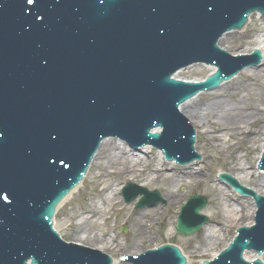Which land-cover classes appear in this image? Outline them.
<instances>
[{
	"label": "water",
	"instance_id": "obj_1",
	"mask_svg": "<svg viewBox=\"0 0 264 264\" xmlns=\"http://www.w3.org/2000/svg\"><path fill=\"white\" fill-rule=\"evenodd\" d=\"M255 12L264 15V0H0V264H111L97 248L57 237V205L106 137L153 145L180 164L197 159L193 129L177 107L260 62L257 51L234 58L216 46ZM199 61L211 65L179 70ZM258 168L264 170V152ZM220 179L254 198L256 225L238 229L204 264H248L241 254L251 249L257 254L243 258L264 262V198L228 175ZM126 189L135 192L129 201L144 195L137 209L160 198L135 185ZM205 205L203 197L189 199L176 233L192 236L204 226L198 212ZM127 260L185 264L168 246Z\"/></svg>",
	"mask_w": 264,
	"mask_h": 264
},
{
	"label": "bare ground",
	"instance_id": "obj_2",
	"mask_svg": "<svg viewBox=\"0 0 264 264\" xmlns=\"http://www.w3.org/2000/svg\"><path fill=\"white\" fill-rule=\"evenodd\" d=\"M253 17L255 16L249 18L248 25L243 33L247 31L249 24H252ZM258 20L262 21L259 18ZM232 33H224L218 40L217 46L223 48L224 51L230 52L224 44L229 43L230 38L233 36ZM250 40L257 44L242 51L237 50L232 55L248 54L252 50L262 49L264 33L259 35V30L253 29L247 34L245 40L241 42V48L251 45ZM262 54L263 61L260 68H246L235 78L223 83L214 92L200 93L178 108L180 114L187 118L192 127L197 128L196 132L198 133L199 130L202 132V140L206 139L209 144L211 142L221 143L219 147L221 153L229 148L232 149V152L242 150L247 153V150L242 148L245 146L244 143L254 146V142L257 139V141H260L259 153L256 155V160H258L264 148V129L260 133V129L253 128L259 116L264 113V94L257 96L251 89L250 92L248 90L246 94L241 95L240 93L245 92V90H240L238 93L241 96L236 98L235 96L238 93L234 91L242 84H245L244 89H247L250 85L261 84L258 78L264 77V51ZM197 144L198 136L196 137L195 150L197 149ZM140 149L144 155L135 153L123 142L114 138H106L100 143L98 150L91 159L90 168L85 178H89L90 170L94 167L95 177H90V184L92 187L96 186L98 190L94 192L93 199L89 202L88 207L73 212L72 218L68 222L67 227L74 237L72 239L77 241L76 243L73 242L74 244H81L91 249L97 248L98 251L103 252H105L103 249L110 250L112 246H120L114 237L107 234L104 226L110 219L111 214L117 216L124 211L122 198L119 195L124 184H119L117 181L113 183L107 182L106 178L109 176L127 179L130 182L140 181L139 186L142 187L149 183L147 180L150 178L164 179L167 184L164 186L165 195L163 199L167 206L174 209L178 208L185 199V194L179 193L178 187L183 185L192 189L193 185L190 184L200 185L208 179L203 167H201L205 166L204 161L199 164L191 163L176 167L172 162H169L168 165L165 163L166 161L160 150L156 149V157H153V154L150 157H146V153L150 152L151 154V151L145 150L149 149V146ZM234 157L236 162L230 175L244 185L247 180L256 177L258 183L250 190L264 197V171H254L250 166L246 167L248 164L246 154L243 156L237 152ZM152 158H154L153 163H151ZM142 174L146 176H144L146 178L144 181L141 180L143 178ZM209 185L210 189L216 193L217 202L208 208L209 223L202 230L201 236L194 238L197 246H203L206 249V253L214 251L210 257L206 258L207 260H211V258L216 256L219 251L215 252L214 249L217 245L226 241V236L232 232L233 235L223 246L226 247L234 236L233 231L235 228L252 224L255 214V205L252 199L245 198L246 200L242 201L243 197L236 193L234 196L230 187L220 186L215 181ZM79 189L69 193L59 204L57 213L69 205L70 202L76 200L74 195H78ZM240 203L244 205V208L240 206ZM160 211L158 208L144 209L125 218L124 223H129L131 231L135 234V238L130 241L132 249H136V245L145 237L152 236L151 230L160 219L166 226L168 224L172 225L173 218L166 220L167 218L162 216ZM116 212L118 214H115ZM243 216L247 217L245 223L238 224V221ZM139 254V251L129 253V255ZM186 258L187 264H192L190 258L188 256ZM201 260H203V257ZM201 260L197 264H201ZM113 264L120 263L114 260Z\"/></svg>",
	"mask_w": 264,
	"mask_h": 264
},
{
	"label": "rangeland",
	"instance_id": "obj_3",
	"mask_svg": "<svg viewBox=\"0 0 264 264\" xmlns=\"http://www.w3.org/2000/svg\"><path fill=\"white\" fill-rule=\"evenodd\" d=\"M258 18L262 19V21L258 20ZM253 29L259 30V35H262L264 33V18H261L258 15L253 17L252 24H249L247 31H245L246 33L245 32L243 33V30L241 32L232 33L233 36L230 38L229 43L224 44V46L230 51L229 54H232L237 50L242 51L245 48H250L257 44L256 42L250 40L249 42H251V45H246L245 47L241 48V42L245 40L247 34H249V32H251ZM258 79L259 81H261V84L257 83L255 85H250L247 87V89L246 88L244 89L243 87L245 84H242V85H239L234 91L238 93L240 90H245V92L240 93L241 95H243V94H246L248 90L250 92V90L252 89L255 95L260 96L261 94H264V91H263L264 90V77L263 78L259 77ZM240 94L238 93L237 96L235 97L239 98L241 96ZM255 98L257 99V97ZM182 117L184 116L182 115ZM188 123L191 125L189 121ZM253 128L260 129V133H262V130L264 129V113L259 116L256 123L253 125ZM194 129L197 131V128H194ZM196 135L198 136V144H197L196 150L198 151V154L202 157V160L205 162V166H201V167H203L204 172L208 176L207 181L203 182L200 185L190 184V185H193L192 189H190L189 187H185L183 185L178 187L177 188L178 192L185 194V199H184V202L176 209L170 208L169 206H167L165 200L163 199L165 195L164 186L165 184H167V182L164 179H160V178L151 179L150 178L149 180H147L149 181V183L145 186V188L150 191H153V190L159 191L162 199L164 200V205L158 204L155 207L145 208V209H149V210L153 208L160 209L162 216L167 218L166 220L173 218L172 225L168 224V226H166L165 224L161 222V219H160V221H157L155 223V225L153 226L151 230L152 236L145 237L142 241H140L136 245V249H132V246L130 245V241L135 238V234L131 231V228L129 227V223L125 224L124 220L126 217L130 216L131 214H137L140 210H144V209L137 210L134 207L140 197H138L134 202H131V203H124L123 201L122 205L124 206V211L120 215L116 212L115 214H118L117 216H115L114 214H111L110 219L106 222L104 226V229L106 230L107 234L111 237H114L115 241H117L120 244V246L119 247L112 246L110 250L103 249L105 252L103 251L101 252L110 256L113 260H116L120 264H132L131 262L123 263V260H122L123 255H129V253H134L137 251L141 253L145 249H155L157 248L158 245L162 243H167V244H173L181 248L186 254V256L190 258V261L192 262V264H197L198 261H200L202 257L203 258L210 257V255L214 251H208V253H206L205 252L206 249H204L203 246H197L196 242L194 241L195 237L199 238V236H201L202 230L209 223L208 208L213 206L217 202L216 193L210 189L211 187L209 184L215 181L217 184L221 186L220 182L217 179V176L219 173H229L230 174L231 172H233L232 167L235 165V162H236L234 155L237 152L239 155L241 154L243 156L246 154L247 163H248L246 167L250 166L255 171L256 162H257L256 155L259 153L258 147L260 146V141H257L256 139L254 142V146H252L251 144L244 143L245 146H243L242 148L244 150H247V153L242 150L232 152V149L230 148L228 150H224V152L221 153L219 150L221 143L211 142V144H209L206 139L202 140L201 137L203 134L200 130L198 131V133L196 132ZM145 150L151 151V154L150 152L145 154L146 157H150V155L152 154H153L152 155L153 157H156L157 155L156 150H154L153 148H149ZM141 154L144 155L143 151H141ZM153 162H154V158H152L151 160V163ZM200 162L201 161L195 162V163L199 164ZM165 163L168 165L167 162ZM175 166L181 167L179 165H175ZM144 174H142L143 178L141 179L143 181L146 180L145 178L146 176ZM90 177H95L94 167L90 170L89 178L84 180L82 186L79 189L78 195L77 194L74 195L76 200H73L64 209L60 210L54 218L56 230L60 234L61 239L66 243H73V242L76 243L77 242L75 239H72L74 237L72 236L70 230L67 227L69 220L72 218L73 212L80 211L81 209L88 207L89 202L93 199L92 196L94 195V192L98 190L96 186L94 187L91 186ZM106 179H107V182L109 183H113L114 181H117L119 184H125V183H135L138 185L140 184V181L130 182L127 179H123V178L118 179L117 177H113V176H109ZM257 183H258V180L256 179V177H252L251 179L247 180L245 185L244 184L242 185L248 188H254V186H256ZM232 194L235 196L233 192ZM119 195L122 196L121 190H120ZM195 195H201L205 197L207 200V205L203 210L200 211V214L206 216L208 219V222L195 235L190 236V237H181L177 235L174 231L176 220H177V217H178V214H179V211L182 205L187 201L188 198L195 196ZM244 200L246 199L242 198V201ZM240 206L243 207L244 205L240 203ZM246 219H247L246 216L241 217V220L238 221V224L245 223ZM123 227H126V232L122 231ZM232 235L233 234L231 232L230 235L226 236L225 238L226 241H228ZM226 241L217 245L216 248L214 249L215 252L220 251L223 248ZM78 245H81V244H78Z\"/></svg>",
	"mask_w": 264,
	"mask_h": 264
}]
</instances>
